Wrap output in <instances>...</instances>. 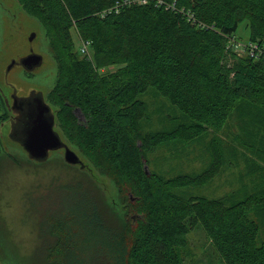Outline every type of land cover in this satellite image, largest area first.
<instances>
[{
  "label": "trees",
  "instance_id": "1",
  "mask_svg": "<svg viewBox=\"0 0 264 264\" xmlns=\"http://www.w3.org/2000/svg\"><path fill=\"white\" fill-rule=\"evenodd\" d=\"M151 1L18 0L44 27L57 68L46 99L87 165L61 157L76 169L65 183L73 204L50 216L59 233L43 247L46 264H183L187 234L198 225L226 264H264V192L229 202L175 191L209 183L222 161L217 145L201 173L165 178L144 168L145 152L158 144L208 129L245 131L252 139L244 151L264 163V60L247 49L264 48V0ZM245 20L247 53L236 52L231 40ZM71 30L90 42L92 57ZM150 86L184 116L174 128L142 130L147 105L138 94ZM98 174L121 198L108 197Z\"/></svg>",
  "mask_w": 264,
  "mask_h": 264
},
{
  "label": "rangeland",
  "instance_id": "2",
  "mask_svg": "<svg viewBox=\"0 0 264 264\" xmlns=\"http://www.w3.org/2000/svg\"><path fill=\"white\" fill-rule=\"evenodd\" d=\"M0 5L2 6L0 17L4 18L9 27L16 23L22 24L21 31L6 37L0 57V67L5 71L14 57L24 54L28 47L32 48L34 52L42 56L41 63L33 70V86L45 97L55 81L57 68L49 50L44 27L36 17L22 8L18 0H0ZM71 33L75 46L79 48L82 40L78 39L77 32L75 33L74 30H71ZM235 35L231 42L242 44L247 42L249 39L247 20L240 23ZM89 54L87 56L92 57L91 49ZM18 69V65L9 67V80L12 78L16 86L21 88L23 83L19 76L22 78V73ZM2 80L0 78V81ZM138 98L147 105L146 115L142 121L144 132L167 131L184 119V116L179 114V109L171 104L168 98L158 93L153 86L139 93ZM45 100L47 101L46 98ZM75 114L79 120H83L79 112L76 111ZM55 128L58 130L57 125ZM227 132L231 133V131ZM238 136L240 143L236 140ZM61 138L67 143L62 135ZM251 139L252 137L245 131L234 132L227 136L222 130L208 129L192 141L180 143L177 140H170L158 144L151 151L145 152L147 159L145 165L148 171L156 172L165 178L179 174L201 173L212 162L211 144L217 145L222 161L218 167V173L210 179L209 183L180 187L175 191L187 196L203 195L208 198L227 196L229 202H232L247 194H254L260 190L264 192V163L257 161L249 151H244V146L249 145ZM2 143L16 144L14 141L5 139ZM50 153L49 164L37 168L26 163L23 168L17 169L10 163L0 161V264H24V262L25 264H46V258L50 261V257L45 255L46 250L50 249L45 248L44 251L43 247L45 243L46 246L49 245L51 239L54 240V237L51 238L49 235L50 232L52 234L59 232L56 230L48 232L46 228H51V214L60 213L62 210L64 212L66 204H73L72 195L66 194L68 190L65 183L72 179L67 178L76 171L74 168L68 170L62 163L60 158L63 157L62 150L57 152L54 150ZM55 157L57 159L54 160ZM19 159L24 163L21 157ZM98 180L103 184L109 198H121L120 189L118 190L112 181L99 174ZM256 209L255 207L253 212L255 214L258 212ZM31 211H35L38 215L34 217ZM46 212L47 215L44 218ZM35 221L39 222L41 228L44 223L43 229H39V235L35 230ZM45 230L47 232H44ZM37 237L39 243L32 247ZM58 245H61L60 237ZM65 249L59 248L62 259L68 255ZM59 250H55V253L60 254ZM183 256L185 258L183 264H226L209 244L200 225L188 232Z\"/></svg>",
  "mask_w": 264,
  "mask_h": 264
},
{
  "label": "flooded vegetation",
  "instance_id": "3",
  "mask_svg": "<svg viewBox=\"0 0 264 264\" xmlns=\"http://www.w3.org/2000/svg\"><path fill=\"white\" fill-rule=\"evenodd\" d=\"M0 8L2 10L1 5ZM21 29H22L21 23H16L13 24V26L9 27L7 22L4 20V18L0 17V57L2 55V50L5 46L4 41L6 37L8 35L14 34L15 32L21 31ZM31 52L34 51L32 50V48L28 47V49L25 51L24 54H21L20 56L13 58V64L18 65L19 66L18 70H20V72L22 73L21 74L22 78L18 74L19 78L22 79L21 82L23 83L21 84V88H18L16 86V82L13 81L12 78L9 80V70L3 71V69L0 67V78L3 79L2 81H0V161L7 164L10 163V165L15 166L17 169L23 168L24 164L26 165V163L31 164L33 168L44 166L46 164H49L48 161L50 158L48 157L44 161H35L34 159H30L26 151L23 149L22 145H20L11 137L13 123H15L18 120V118L22 115L23 110L27 108L28 104L31 102L34 95H39L38 90H36L33 86L34 71L26 70L24 65L20 61L24 56L28 55ZM1 83H3L4 85H2ZM76 111L79 112L80 115H82V118H84L80 109L76 108L74 112ZM3 139L9 140L11 142L14 141L16 144H3L2 143ZM20 157L24 160V163L20 161L19 159ZM55 159H57V157H55L54 160ZM5 195H6V191H5ZM31 212L34 217L38 215L37 213H35V211H31ZM46 215L47 212L44 214V218L46 217ZM34 226L36 227L35 230L39 235V229H43L44 223L41 228L39 222L35 221ZM46 229L47 231H49L50 227ZM47 231L45 230L44 232ZM37 243H39L38 237L34 241V245H32V247L33 246L35 247Z\"/></svg>",
  "mask_w": 264,
  "mask_h": 264
},
{
  "label": "water",
  "instance_id": "4",
  "mask_svg": "<svg viewBox=\"0 0 264 264\" xmlns=\"http://www.w3.org/2000/svg\"><path fill=\"white\" fill-rule=\"evenodd\" d=\"M20 61L26 70L33 71L41 63L42 56L31 52ZM10 66H14L13 59L6 71ZM38 92L39 95H34L22 115L13 123L12 139L22 145L28 157L35 161H44L50 157L51 151L62 150V159L66 163L87 167L82 157L61 138V133L55 128V108L45 100L46 96L41 91ZM144 168L148 171L146 165Z\"/></svg>",
  "mask_w": 264,
  "mask_h": 264
},
{
  "label": "built area",
  "instance_id": "5",
  "mask_svg": "<svg viewBox=\"0 0 264 264\" xmlns=\"http://www.w3.org/2000/svg\"><path fill=\"white\" fill-rule=\"evenodd\" d=\"M232 39V38H230ZM234 39V38H233ZM235 44V51L236 52H242V53H247V51H244V47L243 45H240L241 43H234ZM250 45L247 46V49H249L250 51V55L253 56L254 53H256L257 55H254L256 58H260V59H263L264 60V48L262 47H259L256 43H249ZM232 45V43H231ZM90 42L89 41H84L82 40L81 43H80V46H79V49L81 51V53L83 55H90L89 54V50H90Z\"/></svg>",
  "mask_w": 264,
  "mask_h": 264
},
{
  "label": "bare ground",
  "instance_id": "6",
  "mask_svg": "<svg viewBox=\"0 0 264 264\" xmlns=\"http://www.w3.org/2000/svg\"><path fill=\"white\" fill-rule=\"evenodd\" d=\"M135 1H138V2H140V3H148V2H150L151 0H135ZM151 2H153L154 3V1H151ZM155 4V3H154ZM85 41V40H84ZM90 47V46H89ZM43 232V231H42ZM43 234V233H42ZM44 234H46V233H44Z\"/></svg>",
  "mask_w": 264,
  "mask_h": 264
}]
</instances>
